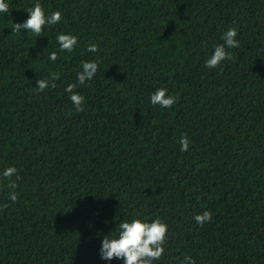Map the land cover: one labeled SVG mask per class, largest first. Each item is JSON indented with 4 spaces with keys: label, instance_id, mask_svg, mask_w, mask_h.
<instances>
[{
    "label": "trees",
    "instance_id": "16d2710c",
    "mask_svg": "<svg viewBox=\"0 0 264 264\" xmlns=\"http://www.w3.org/2000/svg\"><path fill=\"white\" fill-rule=\"evenodd\" d=\"M5 2L0 264H123L101 258L103 238L157 217L168 233L153 264H264V0H39L62 13L40 37L12 31L36 0ZM232 27L240 47L206 67ZM58 34L78 37L72 52ZM82 61L99 67L79 85ZM160 87L177 98L171 108L151 104ZM204 211L212 220L200 226Z\"/></svg>",
    "mask_w": 264,
    "mask_h": 264
},
{
    "label": "clouds",
    "instance_id": "9594fccd",
    "mask_svg": "<svg viewBox=\"0 0 264 264\" xmlns=\"http://www.w3.org/2000/svg\"><path fill=\"white\" fill-rule=\"evenodd\" d=\"M9 5L5 0H0V13H7ZM29 17L23 23H14L12 31L19 33L21 29L30 31L36 37H40L45 26L58 24L62 20L61 11L57 10L46 15L43 5L36 0V3L26 10ZM238 35L235 27L227 30L223 36V44L215 46L214 52L209 59L205 61L208 68H216L224 60H231L232 54L226 51L228 49L239 48L240 42L236 39ZM57 41L61 51L72 52L78 43V37L71 34H58ZM88 52L98 51V47L94 43H90L87 48ZM57 53L52 52L49 59L55 61ZM97 61H82V71L77 73V83L84 85L86 81L93 79L98 71ZM59 79L58 73H51L48 79H38L36 87L39 91H44L49 87L50 81ZM77 83L69 84L65 91L70 93V100L75 105L77 112L82 111L84 97L75 91ZM55 83H51V87H55ZM152 105H159L162 108H171L176 102L175 96L168 95V89L164 87L157 88L150 97ZM181 151L185 152L189 149L190 139L187 135H183L180 139ZM17 173L15 167H8L2 173L3 177L9 178L8 187L14 189L16 184L11 181V177ZM19 179V176H17ZM17 194L13 191L10 193L11 201L17 200ZM211 211H204L202 214L195 216L198 225L203 226L206 222H211ZM168 225L159 217L151 222L141 218H132L131 221H124L119 224V232L115 237L105 236L102 240L100 249L101 258L111 261L119 259L123 264H153L154 261L160 260L165 253V244L167 241ZM182 264H195L191 257H185Z\"/></svg>",
    "mask_w": 264,
    "mask_h": 264
}]
</instances>
